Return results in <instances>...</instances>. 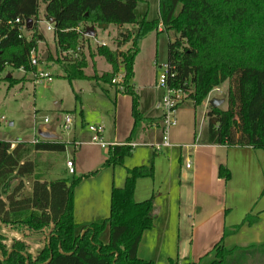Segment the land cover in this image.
<instances>
[{"label":"trees","instance_id":"1","mask_svg":"<svg viewBox=\"0 0 264 264\" xmlns=\"http://www.w3.org/2000/svg\"><path fill=\"white\" fill-rule=\"evenodd\" d=\"M137 0H0V73L4 68L34 70L29 53L35 51L43 36L36 30L37 21H51L54 54L39 63L52 61L59 65L60 77L71 83L88 78L108 85L112 94H103L114 103L116 95H126L130 102L132 128L125 143L108 146L102 163L69 179L51 181L33 177L28 195L22 193V177L33 173L32 153L65 149L62 141L35 138V141L0 140V223L24 225L40 230L47 225V241L34 254L20 240L6 247L0 233V264H153L136 256L142 231L152 226L153 197L136 202L135 180L152 177V156L146 165L126 170L123 185L111 188L106 218L81 226L72 220V193L84 178L95 176L101 169L122 163L130 155L131 132L144 120L138 110V95L133 87V60L139 41L150 31L173 33L166 45V85L182 93L194 107L207 94L226 83L225 108L210 107L205 112L206 140L209 144L264 148V0H157V16L148 20L134 16ZM39 3L43 5L40 17ZM17 18L18 23L13 20ZM30 20V28H25ZM83 23V24H82ZM85 23L116 28L113 48L106 45L88 47ZM130 25V28L123 27ZM27 33V36H25ZM128 44L125 50L121 48ZM86 50V56L83 52ZM102 57L109 65L106 72L85 76V57ZM121 70L119 82L114 78ZM7 88L15 84L9 76L0 77ZM103 87V86H102ZM78 104V95H74ZM179 103V104H180ZM75 112V110H71ZM80 112L78 111L77 114ZM218 177L228 180L229 173L218 167ZM8 179L13 182L10 184ZM264 189V186H263ZM245 221V218L244 220ZM108 228L106 243L99 240ZM225 231L222 232V235ZM214 259L208 264H227L243 254L253 253L264 263V242L244 247H224L220 241L212 246ZM167 264L178 263L168 260Z\"/></svg>","mask_w":264,"mask_h":264},{"label":"crops","instance_id":"2","mask_svg":"<svg viewBox=\"0 0 264 264\" xmlns=\"http://www.w3.org/2000/svg\"><path fill=\"white\" fill-rule=\"evenodd\" d=\"M48 24L50 23L47 21ZM110 26L112 25L98 24L96 28L108 31L113 29L109 28ZM48 31L51 32V30ZM162 32L167 37V32L162 31L161 26L157 27L156 32L154 31L155 34ZM41 35L43 41L39 43H47L44 35L42 33ZM51 41L54 51L52 36ZM47 54L48 51L43 52L40 57L45 59ZM97 57L99 56L90 59L92 72L89 76L95 71L96 74H99L110 69L109 67L106 71L97 70L95 67ZM20 71L22 74L24 73L22 70ZM7 75L9 76L8 73ZM92 81L97 84L96 81ZM99 87L101 91L102 88H106L109 95L112 94V88L108 85L104 84L103 87ZM133 87L138 95V90L134 84ZM158 96L154 92L151 101L152 109H148L141 95H138V110L144 120L139 122L131 132L130 155L124 157L121 164L105 167L95 176L82 179L74 187L72 193V220L74 224L81 226L106 218L109 212L111 188H120L123 185L126 170L134 166L146 165L151 154H153L152 177L137 178L133 190V199L136 202L153 197L152 226L142 231L140 235L136 246L137 257L150 260L153 264H167L168 260H174L178 263L204 264L206 263L205 259L213 253L211 252L212 246L218 241L224 247H244L264 242V148L228 147L207 142L206 105H208V100L217 99L216 96L208 97L198 105V108L201 107L198 123L195 117L197 106L194 107L189 100H183L175 109V124L168 130L167 134L168 145L162 146L160 145V129L150 127V124L155 123L161 115ZM106 98L108 99V97ZM110 103L112 104L111 101ZM78 104L79 107L74 108L75 112L72 113V131L67 139H73L77 144L74 146L76 148H71V155L65 157V160L67 157H71L74 175L98 167L105 158L108 146L125 143L132 128L129 102V119L127 127L122 130L123 139H117V136L107 138L101 130L100 137L107 145L106 148H102L98 144L90 142V132L88 139L81 135V130H87V128L83 123L80 99ZM114 104L115 100L112 105ZM78 111L79 114H77ZM36 112L34 110L33 113ZM61 115L52 117L44 115L43 117L49 118L50 121L48 123L42 121L37 131L43 130L44 126H52L55 130L60 129ZM74 121H77L78 126L74 124ZM33 126L35 127L34 124ZM34 127L33 132L35 133ZM51 133L54 134V138L49 141H60L55 137L54 130ZM34 136L29 140L17 141H31ZM80 138L86 140H80ZM15 142L10 143L14 144ZM219 166L227 169L228 180L224 181L218 177ZM64 171L67 172L66 168ZM49 173L50 168L44 174ZM35 176L45 180L35 170L32 174L23 176L22 193L24 195L29 194L30 184ZM49 176L51 175L49 174ZM51 180L55 179H46V181ZM3 196L4 193L0 192V198ZM244 218L245 221H243ZM50 226L47 225L35 231L24 225L0 223V233L2 232L3 235V232L7 230L9 235L14 237V229L21 228L23 232L20 236L22 237L12 238V240H20L27 246V240H31V235L39 234L38 238H42L43 244H45ZM224 231L225 234L222 235ZM107 239L108 228L104 227L99 234V240L106 243Z\"/></svg>","mask_w":264,"mask_h":264},{"label":"rangeland","instance_id":"3","mask_svg":"<svg viewBox=\"0 0 264 264\" xmlns=\"http://www.w3.org/2000/svg\"><path fill=\"white\" fill-rule=\"evenodd\" d=\"M156 9L157 0H137L133 12L136 19H140L145 15L146 19L151 20L157 16ZM42 12L43 5L39 3L38 13L40 17ZM82 24L78 25V27L91 26L87 23H85V25ZM46 25L47 22L43 19L39 20L36 24L37 31L44 35L48 43L45 42L41 44L38 42L39 44L36 45L34 51L36 57H40L41 54L46 51L52 56L54 54L51 44V32L46 30ZM123 27L130 28V25H123ZM109 28L113 29L105 31L97 29L95 26L93 29L95 35L86 39L88 47L92 48L95 45H102L101 43H103V45L113 48L112 41L117 30L114 26H110ZM25 36H27V33H25ZM172 38L173 33L171 31L167 32V37L164 32L155 34L154 31H151L138 43V53L133 60L134 76L132 82L148 109H152L151 101L154 92L159 95L157 98L158 103L163 94V90L156 87L155 84L160 73L159 67L165 63L167 42L168 40H172ZM127 47L128 44L124 45L121 49L125 50ZM83 52L86 56V50H83ZM85 60L86 66L83 69V73L85 76H89L92 72L90 65L92 61H90L88 57H85ZM95 67L99 71H106L109 68L108 64L99 57L95 59ZM40 68L51 77V82L42 81L40 84H36L33 82L30 73L22 74L20 70H12L9 68H4L0 73V77L6 76L8 73L15 79V84L9 88H7V83L5 81H0V118H3V120L0 121V139L13 142L17 140H29L33 135H35L33 138L38 137L42 139L37 135V128L42 123L41 118L44 115L52 117L63 113L72 114L73 112H71V110L79 107V104L74 101L75 94L78 95L80 99V107L83 112V123L85 125L93 124L99 126L102 128L103 134L107 138L117 136V139H123L122 130L127 127L129 119V98L127 96H116L115 104L112 105L108 100L109 98L107 99L100 90L99 86H103V84L99 82L95 84L92 80L85 78L74 79L71 83H68L65 79L60 77L61 70L59 65L52 61H44ZM120 75L121 70H118L114 82H119L120 79H118V76ZM225 86L226 84L217 86V90L210 91L206 96V98L216 96L217 99H221L222 103L219 105L221 109L225 108ZM110 95H108V97H110ZM206 109H208V105H206ZM34 110L37 112L33 113ZM200 111L201 107L199 106L198 108L197 106L195 108L197 123ZM74 122V124L78 126L77 121ZM33 127L35 128V133L33 132ZM53 130L55 131V137L66 143L65 150L62 152L42 151L32 154L30 158L33 160L34 170L40 173L43 179H69L71 175L64 171V161L66 156L71 155V148H76L74 147L75 141L73 139L67 140L72 131V126L68 131L62 129L55 130L52 126H44L42 131L51 133ZM81 135L88 139L90 134L86 129H82ZM86 139L80 138V140ZM48 168H50L49 174L51 176H49V174H44ZM8 182L11 184L13 181L8 179ZM22 232L21 228L14 229V235L12 234L14 237H12L9 235V232L5 230L3 232L5 236L3 243L5 246L7 247L10 244L12 238H21L22 236L20 235ZM39 236V234L31 235V240H27V250L30 254H34L36 250L43 245L44 241L42 238L39 239ZM211 252L213 251L211 250ZM214 258V254L211 253L205 259L206 263L204 264L210 263ZM227 264L264 263L263 261L259 263L254 254L249 253L241 255L239 258Z\"/></svg>","mask_w":264,"mask_h":264},{"label":"built area","instance_id":"4","mask_svg":"<svg viewBox=\"0 0 264 264\" xmlns=\"http://www.w3.org/2000/svg\"><path fill=\"white\" fill-rule=\"evenodd\" d=\"M14 23H18V19L15 18L13 20ZM47 30H51V25L48 24L46 26ZM79 27L76 26L74 30L78 31ZM103 44V43H101ZM29 64L34 67V70L28 72L31 74L33 78V82L36 84H40L42 81L50 82L51 77L47 75L46 72H43L40 68V63L37 61V57L35 56L33 51H30L29 53ZM160 68V73L157 78V82L155 84L156 87H159L163 90V94L161 96L160 102H159V108L161 110V115L157 119L155 123L150 124L151 128L158 127L161 131V142L160 145L166 146L167 143V134L168 130L175 124V109L179 105L181 99H182V93L178 89L170 88L166 85L165 82V76L167 73L166 64H162ZM121 76V75H120ZM120 76H118V79H120ZM116 79V78H115ZM217 88V87H216ZM214 88L213 90H217ZM3 120V118H0V121ZM43 123H48L50 120L47 117H43L42 119ZM73 124V116L71 113H63L61 115V119L59 122L60 129L64 131H68ZM87 130L91 133L90 142L96 143L102 148H106V144L102 141L100 134L102 128H100L97 125H86ZM35 141V138L33 140ZM76 142L75 145L76 146ZM64 166L67 170V173L69 175L74 174V167H73V161L71 157H67Z\"/></svg>","mask_w":264,"mask_h":264},{"label":"water","instance_id":"5","mask_svg":"<svg viewBox=\"0 0 264 264\" xmlns=\"http://www.w3.org/2000/svg\"><path fill=\"white\" fill-rule=\"evenodd\" d=\"M49 23H51V21H48ZM25 28L29 29L30 28V20H26L25 22ZM84 35L87 37H93L94 36V30L91 26L85 27L84 29ZM8 76V75H7ZM222 103L221 99H215L212 98L210 100H208V105L210 107H218L220 104ZM37 135L42 138V139H46V140H50L54 138V134L47 132V131H42V130H38L37 131Z\"/></svg>","mask_w":264,"mask_h":264}]
</instances>
